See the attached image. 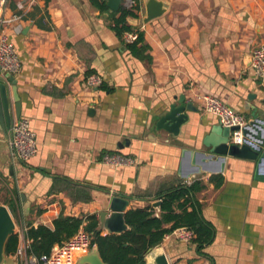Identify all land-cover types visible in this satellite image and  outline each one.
I'll return each instance as SVG.
<instances>
[{
	"label": "crops",
	"instance_id": "0c3cea01",
	"mask_svg": "<svg viewBox=\"0 0 264 264\" xmlns=\"http://www.w3.org/2000/svg\"><path fill=\"white\" fill-rule=\"evenodd\" d=\"M162 1L168 4L164 14L135 26L131 20L145 13L143 0L121 1L118 10L138 7V18L127 22L142 33L146 50L133 56L109 19L118 10L100 12L89 0H37L33 6L5 0L1 19L14 14L21 20L0 24V33L17 52L20 118L28 120L37 142L26 163L13 161L9 130L0 127V183L20 198L14 201L16 231L25 228L27 237L30 227L53 230L60 214L82 219V229L95 215L104 236L98 214L107 211L111 196L128 201L125 213L145 207L158 213L160 205H152L159 195L178 181L198 180L204 188L195 198L213 229L203 256L173 232L153 249L160 248L168 264H264V182L253 179L255 164L228 158L220 174L186 180L177 174L181 150L206 151L202 140L218 124L198 96L216 97L248 123L252 109L244 105L253 95L249 105L264 122V89L249 68L252 51L264 42V0ZM92 75L100 77L98 87L86 84ZM180 96L196 111H186L188 121L176 137L156 130ZM108 154L133 163H104ZM183 163L184 173L193 170ZM216 175L223 178L218 187L209 181Z\"/></svg>",
	"mask_w": 264,
	"mask_h": 264
},
{
	"label": "trees",
	"instance_id": "16d2710c",
	"mask_svg": "<svg viewBox=\"0 0 264 264\" xmlns=\"http://www.w3.org/2000/svg\"><path fill=\"white\" fill-rule=\"evenodd\" d=\"M91 5L100 12L106 11V6L101 0H89ZM138 7L132 9L120 8L118 12L109 17L116 35L123 40L126 32H135L128 18H138ZM137 39L132 43H125L127 51L133 56H140L146 50L143 44L142 33L136 31ZM220 175L211 176L209 181L216 180L215 186L222 182ZM218 181V182H217ZM204 186L198 180L191 184L178 181L176 187L164 195H159L160 206L158 213L152 207L143 209H131L125 213L124 220L128 230L121 234L101 235L98 229V221L95 215L86 218L87 223L82 227L83 231L92 235L91 246H95L101 261L104 264H145L144 256L148 249L157 247L165 235L178 228H187L194 233L191 244L195 246L198 255L203 256V248L213 238L211 224L207 223L200 214V205L195 198ZM0 186V194L2 192ZM13 196L18 199L16 195ZM8 200V201H7ZM1 202L14 210L12 197ZM156 213V214H155ZM83 220L66 217L60 214L53 221V230L44 226L30 227L27 238L31 240L28 253L40 257L48 254L55 245H61L71 238L82 226ZM18 240L16 234L10 236L4 247L5 256H11L16 250Z\"/></svg>",
	"mask_w": 264,
	"mask_h": 264
},
{
	"label": "water",
	"instance_id": "95a60500",
	"mask_svg": "<svg viewBox=\"0 0 264 264\" xmlns=\"http://www.w3.org/2000/svg\"><path fill=\"white\" fill-rule=\"evenodd\" d=\"M106 2L108 13L116 12L122 0H103ZM144 15L140 20H131L132 25L146 24L153 19L160 17L167 10L168 4L162 0H143ZM12 87L0 81V127L6 132L10 130L14 119L20 118L21 105L17 95L16 81L12 76L8 77ZM253 95L247 97L245 109H252V119L242 129L243 142L240 146L229 144L230 132L236 128H225L219 123L212 126L209 133L203 138L202 144L206 151L181 150L182 162H180L177 174L183 179H197L203 173L220 174L223 173L228 158H237L253 162L255 168L253 179L264 182V172L262 164L264 160V122L256 114V109L249 105ZM184 96L178 97L177 101L170 104L168 109L158 118L155 123L156 130H162L171 136H178L180 126L188 121L186 111H196L191 103H184ZM199 159L200 163L195 164L194 159ZM187 160L192 164L193 170L184 173L183 169ZM128 201L113 195L109 199L107 211L98 214L100 226L106 230L107 234H121L128 230L125 223L124 209ZM160 201L153 203V207H158ZM16 225L9 210L0 205V264H13V259L5 256L4 247L7 239L15 234ZM148 259L146 264H168L165 255L160 248L148 249L145 253ZM78 264H104L94 247V250L83 256Z\"/></svg>",
	"mask_w": 264,
	"mask_h": 264
},
{
	"label": "built area",
	"instance_id": "2783aa9c",
	"mask_svg": "<svg viewBox=\"0 0 264 264\" xmlns=\"http://www.w3.org/2000/svg\"><path fill=\"white\" fill-rule=\"evenodd\" d=\"M40 1V0H39ZM5 0H0V24H11L21 20V16L12 15L8 19H1L2 6ZM37 0H30L33 6ZM133 3V2H131ZM22 9V8H20ZM137 39V33L126 32L123 34L125 43H132ZM21 68L20 61L14 46L9 42V37L4 32L0 33V77L7 82L8 77H14ZM249 68L254 78L264 89V42L252 51L249 57ZM101 83L100 77L96 75L89 76L86 84L89 87H98ZM204 104V111L214 116L218 123L225 128H236L230 132L229 144L240 146L243 142L242 129L247 124L246 119L237 114L230 106L210 95L198 96ZM8 146L11 159L13 161L26 163L37 153L36 135L31 129L28 120L19 118L15 120L9 130ZM103 162L113 166H124L132 164L130 157L118 154H108L103 157ZM16 231V230H15ZM176 238L183 243H191L194 239V233L187 228H178L173 231ZM17 246L10 257L13 264H76L79 255L88 251L91 247L92 235L79 229L71 238L56 245L48 254L37 257L28 253L30 241L26 237V229L22 228L16 231Z\"/></svg>",
	"mask_w": 264,
	"mask_h": 264
},
{
	"label": "rangeland",
	"instance_id": "374dc122",
	"mask_svg": "<svg viewBox=\"0 0 264 264\" xmlns=\"http://www.w3.org/2000/svg\"><path fill=\"white\" fill-rule=\"evenodd\" d=\"M0 186L3 189L2 192H1V194H0V205H3V204H1V202L6 201L9 197H12L13 202L15 201L16 203H18V199H16L14 196H12L11 193H10V191L4 185H1V183H0ZM4 206L9 210V213L13 217V220L15 219V221H16V219L18 217V214L16 213V210H15V213H14L12 211L11 207H9L7 205V203Z\"/></svg>",
	"mask_w": 264,
	"mask_h": 264
}]
</instances>
